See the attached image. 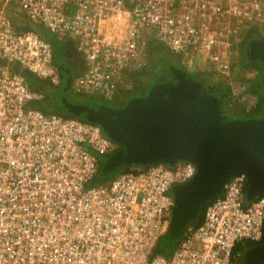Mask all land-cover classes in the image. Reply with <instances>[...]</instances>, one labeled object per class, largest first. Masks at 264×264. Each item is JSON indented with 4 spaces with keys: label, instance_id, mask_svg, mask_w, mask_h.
I'll return each instance as SVG.
<instances>
[{
    "label": "built area",
    "instance_id": "1",
    "mask_svg": "<svg viewBox=\"0 0 264 264\" xmlns=\"http://www.w3.org/2000/svg\"><path fill=\"white\" fill-rule=\"evenodd\" d=\"M14 5L29 27L17 26ZM255 23L264 25V0H0V264H234L236 244L263 241L264 193L246 199L239 172L169 254L154 252L171 188L191 178L195 164L129 165L89 184L99 155L121 143L98 123L32 105L45 93L26 76L60 81L39 24L69 38L83 57L70 77L77 91L111 97L127 88L131 71L148 66L151 36L188 69L230 77L232 47L242 26Z\"/></svg>",
    "mask_w": 264,
    "mask_h": 264
},
{
    "label": "water",
    "instance_id": "2",
    "mask_svg": "<svg viewBox=\"0 0 264 264\" xmlns=\"http://www.w3.org/2000/svg\"><path fill=\"white\" fill-rule=\"evenodd\" d=\"M244 52L264 71V38L251 37ZM169 68L175 82H156L145 96H133L119 108L91 107L70 101L63 91L56 94L67 112L98 123L122 144L101 165V175L129 165L173 164L179 159L195 164L192 177L172 187L165 231L167 241L177 243L184 227L197 218L207 201L221 194L232 175L246 174V199L264 193V114L223 118L216 96L207 94L181 68ZM243 250V264L264 263V240Z\"/></svg>",
    "mask_w": 264,
    "mask_h": 264
},
{
    "label": "trees",
    "instance_id": "3",
    "mask_svg": "<svg viewBox=\"0 0 264 264\" xmlns=\"http://www.w3.org/2000/svg\"><path fill=\"white\" fill-rule=\"evenodd\" d=\"M248 30H249V32H248L249 35L247 36V39L251 38L249 36L255 37V35H258V34H255V32L259 31L258 28L256 30L254 28H249ZM252 31H254V33ZM151 44L153 45V47L155 46L156 52H158V55L156 56L157 57L156 59L157 60H161L162 59L161 47L162 48H165V47L156 39H154V41L151 42ZM174 59L175 58L173 57L172 58V63L174 62ZM245 61L249 62L250 60H248L246 57H244V62ZM177 62H179V61H177ZM242 62H243V60H242ZM250 62H252V61H250ZM175 66H177L179 68H182V70H184L189 77H191V78H193L195 80L198 79V81H200V82L202 81L205 84L204 91L207 94H212V95L217 97L219 110H220V113H221L223 118L260 117V116H262L264 114V83H263V86H262L263 88H261V84H262L261 80L264 79V71H263V69H261L262 71L260 69H256L255 70L256 72L253 75L254 77H250V78L246 79L248 85H247L246 89L245 88L243 89L242 93H247V94H249L250 96H252L255 99V102L253 104L247 105V102H245L244 100L243 101L241 100L240 102H234L236 100H238V101L240 100L239 96L241 94H238L237 97H234V94L232 93V91H231V89H230V87H229V85L227 83L222 84L221 82L214 83L212 81H209L207 79L206 70L196 69L195 71H193V70L184 69V67L182 65L181 66L175 65ZM150 71H152V70H150ZM170 75H172V74H170ZM26 76H27L31 86H33L36 89L42 90L45 94L48 91L47 92V97H45L46 96L45 95L44 98L41 99L44 108H48V109L49 108L50 109L53 108L51 106L53 105V102L56 99L57 102L54 105V110L60 111V107H62L67 112L65 106L62 103L58 102L60 97L56 94L57 90H53V89H50V88H49L50 89L49 90L48 89V85L46 83H44L43 80H41V79L40 80H35L37 77L34 78V75H32V74L30 75L29 73L27 74V72H26ZM42 85L46 86L47 89L42 87ZM53 94H55V96H53ZM53 97H55V99ZM226 101H227V104L229 102L231 105L240 103L239 104L240 107L239 108H235V110L233 111L234 114L233 113L227 114V113L223 112L222 107H224L226 105ZM231 101H233V102H231ZM37 102H39V100H37ZM48 103H51V106L47 105ZM35 106L41 108L39 105L35 104ZM66 114H70V113L67 112ZM115 172H117V171H113L111 173H108V174H105V175H101L100 174V170H99L97 172V174L94 175V177L90 180L89 184H97V183L104 182L107 179L111 178L115 174ZM201 219H202V214L200 213L194 221L199 222V221H201ZM161 238H162V236H160V238L158 239V241H157V243H156V245L154 247V252H161V253H164V254H169L171 252V250L174 248V246L172 248H168V249L165 248L164 247L165 243H163L161 241ZM167 238H168V236H167ZM252 244L253 243H251V242L247 243L248 246L252 245ZM235 247L233 249V253H236L237 249ZM234 258L236 259V257H234Z\"/></svg>",
    "mask_w": 264,
    "mask_h": 264
},
{
    "label": "rangeland",
    "instance_id": "4",
    "mask_svg": "<svg viewBox=\"0 0 264 264\" xmlns=\"http://www.w3.org/2000/svg\"><path fill=\"white\" fill-rule=\"evenodd\" d=\"M13 11L14 12H12V14L14 15V19L16 20V21H18L19 20V18H18V15H21V9L19 8V7H17L16 5H14V7H13ZM251 25L252 24H249L248 26L247 25H243L242 26V31L244 32V36H245V34L249 31L248 29L249 28H253V27H251ZM257 28H258V30H259V26L264 30V25L263 24H261V25H259L258 23H255L254 24ZM36 29H38V31L41 33V32H45V34H47V32H49L45 27H43V25H41V24H39L38 25V27H37V25H35L34 26ZM255 29V28H254ZM257 33H258V31H257ZM261 34H263V33H261ZM161 47V46H160ZM161 54H162V59L163 60H165V61H167V62H172V58L174 57V56H178L176 53H174V52H171L170 50H165L164 48H162L161 47ZM178 59H179V56H178ZM174 63H175V65H178V66H181L182 64H181V62H177V60H175L174 59ZM183 66V65H182ZM258 66H259V69L261 68V65L260 64H258ZM184 67V66H183ZM149 68V67H148ZM185 68V67H184ZM248 69V68H247ZM193 71H195V69L193 70ZM254 71V70H253ZM152 73H154V74H156V75H160L161 74V72H160V70H156V71H151ZM158 72V73H157ZM235 72V74H232L230 77H224V76H222L221 74H219L218 72H216V71H214L213 69H206V73H207V79L209 80V81H212V82H214V83H219V82H221L222 84H224V83H226V82H228V85H229V87H230V89H231V91H232V93L234 94V97H237L238 96V94H241L240 96H239V98H240V100L238 101V100H236V101H234V102H240L241 100L243 101H245V102H247V105H251V104H253L254 102H255V99L252 97V96H250L249 94H247V93H242L243 92V89L245 88H247V85H248V83H247V81H246V79L247 78H250L252 75V73H249V71L247 72V74L246 75H244L243 74V72L242 71H240L239 69H238V66L236 67V68H234V70H233V73ZM64 73V76H66V73L65 72H63ZM76 72H74V71H72V72H70L69 73V75H71V76H75L76 74H75ZM262 74V73H261ZM133 75H134V77H133ZM132 75V77L134 78V79H136V80H139V84H142L143 83V81L144 80H146V78H144V77H142V78H140V77H136V75H135V73ZM263 75V74H262ZM148 77V76H147ZM157 80V78H155V77H152V76H150L149 77V79H148V82H149V84L148 85H146V86H142L140 89H138V90H136L138 93H142V92H145L146 90H148L149 89V86L151 87V85H153L154 83H156L155 81ZM197 81H198V79H197ZM262 81V84H261V88H263L262 86H263V83H264V79H262L261 80ZM200 84H201V86H202V88L203 89H205L204 87H205V84L201 81H198ZM135 82H134V80L133 79H131V78H128V81L125 83V87H129V88H131V86L134 84ZM59 86L61 87V89H64V93H65V96L70 100V101H74V102H87V103H94V102H96L97 100H91V101H84V100H81V99H84V98H87V97H90V96H92L93 94H98L97 92H95V91H91V90H88V91H84L83 93H81V92H79V91H77V89H76V86H75V83H74V81H73V79H71V80H69V82L65 79V78H61V82H60V84H59ZM123 91H125V90H123ZM215 94V93H214ZM99 95H101V96H103L102 94H99ZM216 95V94H215ZM115 96V95H114ZM114 96L111 98V97H105V96H103L104 97V99L105 100H107V101H115V98H114ZM58 102L59 103H62L61 102V100L59 99L58 100ZM231 102H233V101H231ZM240 104V103H239ZM239 104H234V105H231L229 102H228V104H227V101H226V105L224 106V107H222V109H223V112L224 113H227V114H229V113H233V111L235 110V108H239L240 107V105ZM246 104V103H245ZM39 106L44 110V106H43V104H42V101L41 100H39ZM60 106V105H59ZM56 111V110H55ZM60 111L62 112V113H67L62 107H60ZM56 112H59V111H56ZM234 114V113H233ZM100 156V160H101V162L102 163H105L106 162V160H107V158H108V156L107 155H99ZM201 213V211L199 212V214ZM198 214V215H199ZM162 238H161V241L163 242V243H165V246L164 247H166L167 249L168 248H172L173 246H175L177 243H175L176 241H167L166 239H167V236H168V234L165 232V233H162ZM178 242V241H177ZM247 242H250L249 240H247V239H245V240H242L241 242H240V245H241V247L243 246V244H246ZM241 247L239 248V251H240V255L242 256V253L244 252V250L243 249H241ZM235 256H236V258H238L239 256H238V254H237V250H236V253H235ZM240 261H241V259H239ZM264 264V263H263Z\"/></svg>",
    "mask_w": 264,
    "mask_h": 264
},
{
    "label": "crops",
    "instance_id": "5",
    "mask_svg": "<svg viewBox=\"0 0 264 264\" xmlns=\"http://www.w3.org/2000/svg\"><path fill=\"white\" fill-rule=\"evenodd\" d=\"M19 17L25 19V17L23 16L22 12H21V15H19ZM20 18H19V20L21 21V23L18 24L17 26L18 27H22V28L29 27V23L27 21L23 20V19L21 20ZM37 27H38V25H37ZM40 35L42 37L48 39L51 42L55 60L61 66L60 81L57 84H51L50 81H48L47 79H41V80H43V82L48 85V89L50 88V89H53V90H58V91H63L64 92V89H61V87L59 86V84L61 82V78H65L67 80L71 76V75H69L70 72H72V71H74V72L80 71L82 69V67H83V57L76 50V48L73 45L72 41L69 38H67L66 36H64L62 34L52 33L50 31L47 32V34H45V32H41ZM154 39H156V38H154L153 36H151L150 39H149V52H150L149 59H150V61H149L148 66H146L143 69L137 70V71H131L128 74V78L133 79L134 82L139 81V80H136V79L133 78L134 77V75H133L134 73H135L136 77H140V78L144 77V78H146V80H144V81H147V79L150 76L153 77V75H156V74L152 73L150 70L156 71L157 69L158 70L162 69L163 71H166V70L168 71L170 69L169 67H171L172 65L175 66L174 62L172 63V62H167V61H165L163 59H161V60H157L156 59L157 58L156 56L158 55V52H156L155 46L153 47V45L151 44V42H153ZM161 44L164 46L163 43H161ZM165 50H167V48ZM174 58H175V60L180 62V60L178 59V56H174ZM63 65H65L64 68L62 67ZM66 67L68 68V70H66ZM17 69H20V68H17ZM63 72L66 73V76H64ZM28 73L29 72H27V74ZM29 74L31 75V73H29ZM132 75H133V77H132ZM34 78H36L35 75H34ZM35 80H40V79L36 78ZM42 87L47 89V87L44 86V85H42ZM47 92L45 94L46 95L45 97H47ZM53 98L55 99V97H53ZM56 102H57V100L55 99L53 105L51 106L53 108H51V109L50 108L49 109L48 108H44V110L45 111H55L54 110V105H55ZM31 103H33L32 105H35V104L39 105V102H37V100L32 101ZM247 243L243 244L241 249L246 247ZM238 247H241V245L239 244ZM237 254H238L239 257L236 258L235 260L241 259V262H242L241 264H243V260H242V257L240 255V251L238 249H237ZM234 257H236V256H234Z\"/></svg>",
    "mask_w": 264,
    "mask_h": 264
},
{
    "label": "flooded vegetation",
    "instance_id": "6",
    "mask_svg": "<svg viewBox=\"0 0 264 264\" xmlns=\"http://www.w3.org/2000/svg\"><path fill=\"white\" fill-rule=\"evenodd\" d=\"M251 27L255 28V30L257 29V27L253 24ZM249 32V31H248ZM248 32L245 34L244 36V32L242 31V33L240 34V37H239V40L234 44V46L232 47V64H231V68H232V71L234 70V68H236L238 66V69L240 71L243 72L244 75L247 74V72L249 71V73H252L251 77H254L253 75L255 74V70L256 69H259V66L258 62H255V61H252V62H244V57H246L245 55V44L246 42L250 39H247V36L249 35ZM254 33V31H252ZM263 33V34H261ZM255 34H258V35H255V36H258V37H262L264 38V32H261V31H258L255 32ZM252 35V34H251ZM249 37H252V36H249ZM247 58V57H246ZM248 59V58H247ZM243 60V62H242ZM249 60V59H248ZM248 68V69H247ZM262 69V67L260 68V70ZM254 70V71H253ZM262 71V70H261ZM161 74L160 75H153V77L157 78V80L155 82H169V83H173L175 82V76L173 75H170V73L168 71H163V70H160ZM258 72V71H257ZM235 74V72H234ZM248 75V74H247ZM149 79V78H148ZM148 79L147 81H143L142 84H139V81L135 82L131 88L127 87V88H123L122 90L120 91H117L113 96L115 98V101H107L104 99L103 96H96V95H92L90 97H87V98H84V99H81V100H84V101H91V100H97L96 102L94 103H87V102H77V103H82V104H86V105H89L91 107H98V106H101V105H106V106H109V107H114V108H119V107H123L126 105L127 101L132 98L133 96H145L149 89H150V86H149V89L146 90L145 92H142V93H138L136 90L140 89L142 86H146L149 84L148 82ZM125 90V91H123ZM112 96V97H113ZM111 97V98H112ZM240 244V242L238 244H236V249L239 250L240 247H238V245ZM248 246V245H247ZM246 246V247H247ZM242 248V247H241ZM245 248V247H244ZM243 248V249H244ZM235 256V255H234ZM242 257V256H241ZM242 262L237 259L235 260V263L234 264H241Z\"/></svg>",
    "mask_w": 264,
    "mask_h": 264
},
{
    "label": "clouds",
    "instance_id": "7",
    "mask_svg": "<svg viewBox=\"0 0 264 264\" xmlns=\"http://www.w3.org/2000/svg\"><path fill=\"white\" fill-rule=\"evenodd\" d=\"M179 60H180V57H179ZM180 62H181V60H180ZM181 64H182V62H181ZM182 65H183V64H182ZM183 66H184V65H183ZM172 67H177V66H173V65H172ZM184 67H185V66H184ZM178 68H179V67H178ZM181 69H182V68H181ZM184 69H186V70H194V69H188L187 67H185ZM196 69H200V68L197 67V68H195V70H196ZM161 70H162V69H161ZM166 71H167V70H166ZM168 72H169V70H168ZM169 73H170V72H169ZM170 74H171V73H170ZM70 77H71V76H70ZM226 83H227V82H226ZM227 84H228V83H227ZM114 94H115V93H114ZM114 94H113V95H114ZM113 95H112V96H113ZM112 96H111V97H112ZM61 113H62V112H61ZM63 114H64V113H63ZM65 114H66V113H65ZM66 115H74V114H71V113H70V114H66ZM121 145H122V144H121ZM108 156H109V155H108ZM179 160H181V159H179ZM183 160H184V159H183ZM100 161H101V160H100ZM102 164H103V163L101 162L100 167H101ZM100 167H99L98 171L100 170ZM122 168H123V167H122ZM120 169H121V168L117 169L116 171H119ZM116 173H117V172H115V174H116ZM115 174H114V175H115ZM114 175H113V176H114ZM109 179H110V178H109ZM109 179H107L106 181H108ZM171 192H172V188H171ZM168 221H169V220H168ZM159 238H160V237H159Z\"/></svg>",
    "mask_w": 264,
    "mask_h": 264
}]
</instances>
